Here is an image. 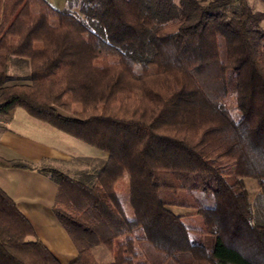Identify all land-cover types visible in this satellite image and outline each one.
Wrapping results in <instances>:
<instances>
[{"label":"trees","instance_id":"1","mask_svg":"<svg viewBox=\"0 0 264 264\" xmlns=\"http://www.w3.org/2000/svg\"><path fill=\"white\" fill-rule=\"evenodd\" d=\"M83 2L94 31L46 0H0V116L20 107L107 154L81 178L37 167L57 185L52 211L77 250L68 264H100L95 245L111 264H264V10L249 0ZM11 58L28 64L19 81ZM124 175L131 216L116 190ZM244 178L258 182L257 205ZM192 213L201 228L182 220ZM0 264H61L1 187Z\"/></svg>","mask_w":264,"mask_h":264},{"label":"crops","instance_id":"2","mask_svg":"<svg viewBox=\"0 0 264 264\" xmlns=\"http://www.w3.org/2000/svg\"><path fill=\"white\" fill-rule=\"evenodd\" d=\"M260 27L264 30V21ZM9 64L15 68L27 65L16 58H11ZM70 138L73 137L32 117L20 107L15 108L8 118L0 116V157L36 166L20 168L0 165V187L15 201L18 209L32 224L36 236L61 264L70 263L77 256V250L52 211L57 185L37 167L67 162L70 155L66 151L70 149L67 146L64 148L63 143L75 144V138ZM86 169L87 166L81 170L86 173ZM253 184L259 188L256 179Z\"/></svg>","mask_w":264,"mask_h":264},{"label":"rangeland","instance_id":"3","mask_svg":"<svg viewBox=\"0 0 264 264\" xmlns=\"http://www.w3.org/2000/svg\"><path fill=\"white\" fill-rule=\"evenodd\" d=\"M53 8L60 10V11H66L73 15H75L79 20H81L90 31H94L97 28L96 22L89 18L84 12H83V6L84 2L83 0H46ZM251 6L254 9H260L264 10V1L262 0H249ZM224 47L222 44V41L220 42V50L222 54L224 53ZM29 67L27 65H21L19 68H15L12 66V64H9L8 71L10 75L12 76H19L15 77L16 79L13 81H16L20 79L21 77H25V75L28 73ZM10 81V82H13ZM19 81V80H18ZM21 81V80H20ZM25 81V80H22ZM227 106L231 112V114L237 118L239 116V112L236 109L235 101L231 97L227 100ZM73 139V138H70ZM75 144L67 145L66 143L64 145V148L69 147L70 150H67L66 153L70 155V158L67 162H60V163H51L48 164L46 167L49 168H55L58 169L64 173H67L70 176L81 178V175L84 173L83 167L87 166V169L85 170L87 172H96V170H99L100 164L105 161L107 154L104 152L99 151L98 149L81 142L79 140H75ZM67 146V147H66ZM100 155H103L102 158H98ZM97 156V157H96ZM213 165H215L219 170L222 171H229L233 169V163L230 161H226L224 159H217V160H211L210 161ZM85 165V166H84ZM244 184L245 187L248 190L249 198L251 202L254 205H257L258 199L260 195L258 194L260 189L256 184H253L255 179L254 178H244ZM117 193L122 200L127 214L129 216L132 215V210L129 204V192H128V177L127 175H124L119 182L116 185ZM198 198L205 203L208 206H211L213 204V200L210 195H203L201 192L197 193ZM179 209V208H178ZM176 209L173 208L175 212H182L183 214L188 213V211H185V209ZM182 220L191 226H194L196 228H201V217L198 214H188L187 216H182ZM191 238L194 241H199L205 245H209L211 236L207 234H203L197 231H191ZM92 251L97 258L98 262L100 264H111L112 262V256L109 253V251L103 246V245H95L92 247Z\"/></svg>","mask_w":264,"mask_h":264}]
</instances>
